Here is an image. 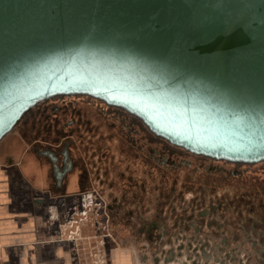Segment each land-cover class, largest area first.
Returning a JSON list of instances; mask_svg holds the SVG:
<instances>
[{"label": "water", "instance_id": "1", "mask_svg": "<svg viewBox=\"0 0 264 264\" xmlns=\"http://www.w3.org/2000/svg\"><path fill=\"white\" fill-rule=\"evenodd\" d=\"M64 96L193 155L264 162V0H0V142Z\"/></svg>", "mask_w": 264, "mask_h": 264}, {"label": "flooded vegetation", "instance_id": "2", "mask_svg": "<svg viewBox=\"0 0 264 264\" xmlns=\"http://www.w3.org/2000/svg\"><path fill=\"white\" fill-rule=\"evenodd\" d=\"M9 135L0 159L18 177L29 175L34 201L48 207L55 226L63 211L57 226L78 242V259L138 264L150 249L189 241L193 255L212 256L214 248L223 259L232 246L242 253L249 245L253 264H264V162L193 155L84 96L40 103Z\"/></svg>", "mask_w": 264, "mask_h": 264}, {"label": "crops", "instance_id": "3", "mask_svg": "<svg viewBox=\"0 0 264 264\" xmlns=\"http://www.w3.org/2000/svg\"><path fill=\"white\" fill-rule=\"evenodd\" d=\"M11 165L0 159V264H73L72 246L78 242L57 226L63 211L57 210L55 226L48 207L34 201L29 175L18 177ZM125 262L117 258V264Z\"/></svg>", "mask_w": 264, "mask_h": 264}, {"label": "rangeland", "instance_id": "4", "mask_svg": "<svg viewBox=\"0 0 264 264\" xmlns=\"http://www.w3.org/2000/svg\"><path fill=\"white\" fill-rule=\"evenodd\" d=\"M15 140V137L9 135L7 138L6 144H12ZM196 245V244H195ZM199 244H197L198 246ZM188 249L186 248L183 252L177 251L178 244L170 243L163 244L159 247H156L155 250L149 251V255L147 259H139L137 260L138 264H253L252 254L249 245H245L243 251H238L237 246H232L230 249L231 256L229 258H224L223 255L219 253H215L216 250L214 248H210L209 251L212 252V256H198V254L193 255L192 247L193 245L188 244ZM208 250V249H207ZM218 256L219 258H216ZM72 260L73 264H97L99 260H97L94 254L91 256H85L80 260L75 254V251L72 250Z\"/></svg>", "mask_w": 264, "mask_h": 264}, {"label": "built area", "instance_id": "5", "mask_svg": "<svg viewBox=\"0 0 264 264\" xmlns=\"http://www.w3.org/2000/svg\"><path fill=\"white\" fill-rule=\"evenodd\" d=\"M61 228V231H62V227H60ZM0 251H1V248H0Z\"/></svg>", "mask_w": 264, "mask_h": 264}]
</instances>
